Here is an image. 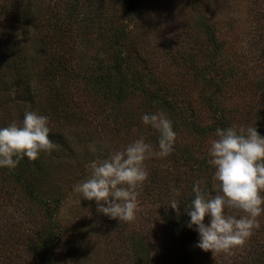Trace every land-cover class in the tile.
<instances>
[{
	"label": "rangeland",
	"instance_id": "obj_1",
	"mask_svg": "<svg viewBox=\"0 0 264 264\" xmlns=\"http://www.w3.org/2000/svg\"><path fill=\"white\" fill-rule=\"evenodd\" d=\"M127 2L118 0L116 24L124 25L128 44L141 59L130 54L140 89L134 91L125 111L139 116L146 143L154 129L142 122V115L164 111L177 134L172 152L179 154L186 148L204 168L198 176L201 186L216 190L215 168L208 164L216 129L251 126L264 136V0H136L135 7H127ZM14 3L18 21L12 13ZM61 4L62 0H0V128L13 122L22 125L24 113L35 111L49 118V128L54 119L55 127L50 128L54 136L49 138L56 145L38 156L42 170L33 169L38 181L34 193L15 180L12 172H18V164L0 168V264H29L34 251L40 254L35 264H130L131 243L148 237L146 214L125 223L109 221L98 212L96 202L83 199L74 186L90 177L88 165L101 160L97 153L104 155L107 149L108 156L114 152L112 145L122 148L138 137L133 133L116 138L106 120L107 124H101L100 119H106L102 112L88 118L83 110L92 107L88 97L94 96L72 76L56 78L61 91L56 97L44 88L43 67H60L63 61L53 56L49 32L38 19L48 11L63 16ZM91 10L94 14L92 6ZM24 11L29 16H23ZM31 15L36 18L32 20ZM211 34L218 50L209 41ZM61 53L65 52L58 50L55 55ZM181 53L179 64L165 63L166 57ZM142 57L149 62L145 64ZM89 58L78 57L73 65H87ZM67 92L78 103L70 120L63 119ZM150 94H157L165 106L150 107ZM86 99L80 112V103ZM115 138L124 144L113 143ZM30 162L26 157L19 159V164ZM140 201L137 212H142ZM257 223L245 243L229 253L214 256L209 251V262L245 264L251 257L250 247L264 244V212ZM260 259L264 260V254Z\"/></svg>",
	"mask_w": 264,
	"mask_h": 264
},
{
	"label": "trees",
	"instance_id": "obj_2",
	"mask_svg": "<svg viewBox=\"0 0 264 264\" xmlns=\"http://www.w3.org/2000/svg\"><path fill=\"white\" fill-rule=\"evenodd\" d=\"M128 1L127 7L134 6L136 2V0ZM112 2L114 4L111 6V11L109 7ZM117 2L118 0H62L59 10L63 12V16L58 12L48 11L46 15L38 19L49 32L48 46L53 47V56H59L63 61L60 67L58 65L43 67L42 78H44L42 81L44 83H42L48 94L56 97L61 92L55 83L56 78L59 75L72 76V80L76 84L84 85L85 92L94 96L88 97L92 100V107L88 110L84 107L89 99L81 101L80 112L84 109V114H87L88 118L95 117V114L102 112L101 115H105L106 119H100L101 124L105 125L108 122L107 125L115 137L123 138L135 133L140 138L143 129L140 126L139 116L136 117L131 115L130 111L128 113L125 111L127 104L130 105L129 102H131L130 99L134 91L140 89V83L133 71L130 54H138V58L140 55L130 46V43L128 44L129 32L126 31L124 25L116 24ZM91 6L92 9H95L94 14H92V10L89 11ZM16 7V3H14L12 13L15 20L18 21L20 13ZM115 10L116 12H114ZM23 13V16L30 14L28 11ZM31 16L32 20L34 17L36 18L35 15ZM44 40L45 37L41 40V44ZM209 41L216 50L219 49L214 35L209 36ZM48 49L51 50L50 47ZM56 50H62L65 53L55 55ZM84 55L90 57L87 65L78 64V60V66L73 65L74 60L78 57L82 60ZM17 58H20V54L17 55ZM142 58L145 64L149 62L144 57ZM180 58H183L182 53L178 56L170 55L166 57L165 63L171 67V65L179 64ZM65 96L69 103L64 111V116H62L64 120H70L74 118L78 103L73 102L72 94L69 92ZM65 96L62 95L63 99ZM147 104L155 108L165 106L157 94H150ZM54 127L55 123L52 119L51 130ZM49 136H54V132L49 133ZM116 138L113 143L124 144ZM147 143L152 144L154 151L158 150V133L155 130L150 133ZM113 146L115 145H112L113 151L126 147V145H123L122 148ZM106 150H103L104 155L101 152L97 153L101 160L108 157ZM179 152V154L172 152L159 160L160 162L156 160V156H150L144 161L148 177L137 187L136 191L138 192L137 199L139 201L140 198L142 201L144 199L143 204L145 205L140 201L142 212L136 211L135 217L146 214L148 237L142 238L141 236L138 241L135 240L131 243L130 264H211L209 262L210 252H205L196 246L199 242V233L194 228L188 227L190 217L186 214L184 207L194 199L193 187L204 168L200 163L194 161L195 159L191 157L186 148ZM91 156L96 155L91 154ZM38 159L35 162L31 160L27 164L18 163V172H12L15 180L23 182L32 193H34L32 188L38 185V181L34 178L36 172L33 169L42 170V161ZM179 166L182 167L181 171H177ZM201 188L211 196L218 194L217 189L213 190L208 185H203ZM177 193L179 195H176ZM261 195L264 196V192ZM173 198L177 199L181 206L179 215L170 208V201ZM226 214L240 217V212L235 209H226ZM105 218L109 221L114 220L107 216ZM209 222L210 217H206L205 224L208 225ZM158 227L163 228L162 231L157 230ZM44 246L46 245L44 244ZM247 253L251 257L247 258L248 261L245 264L264 263V260L260 259V255L264 254V244H261L259 248L251 246ZM45 254H47V260H52V257L48 255V247L45 248ZM32 257L33 261H29V264H35L34 261L40 257V254L34 251Z\"/></svg>",
	"mask_w": 264,
	"mask_h": 264
},
{
	"label": "clouds",
	"instance_id": "obj_3",
	"mask_svg": "<svg viewBox=\"0 0 264 264\" xmlns=\"http://www.w3.org/2000/svg\"><path fill=\"white\" fill-rule=\"evenodd\" d=\"M141 119L158 133V150L140 137L122 150L111 152L106 159L91 162L90 177L74 186L83 199L96 202L99 213L120 222L135 218L136 189L148 177L146 158L167 157L174 150L177 134L164 111L144 114ZM48 124L47 116L26 111L22 125L13 122L0 128V168H14L24 156L35 161L41 152L50 153L56 145L49 138ZM215 136L208 164L215 168L213 180L218 194L206 193L197 181L194 199L184 206L190 217L188 227L199 233L196 246L214 256L244 244L252 229L259 226L257 217L264 212V136L251 126L217 128ZM90 150L96 151L91 145ZM170 208L180 214L177 199H171ZM226 209L244 214L237 218L226 214ZM206 217H210L208 225Z\"/></svg>",
	"mask_w": 264,
	"mask_h": 264
}]
</instances>
